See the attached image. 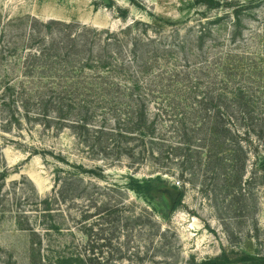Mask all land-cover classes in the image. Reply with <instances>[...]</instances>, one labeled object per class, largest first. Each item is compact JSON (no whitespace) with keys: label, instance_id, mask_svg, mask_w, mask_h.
<instances>
[{"label":"trees","instance_id":"obj_1","mask_svg":"<svg viewBox=\"0 0 264 264\" xmlns=\"http://www.w3.org/2000/svg\"><path fill=\"white\" fill-rule=\"evenodd\" d=\"M197 1L204 2L209 10H219L237 0ZM262 1L242 0L234 9L238 23L241 11ZM138 24L111 32L78 22H42L30 16L0 20V136H5L2 132L21 137L23 130L31 131L28 127L57 134L67 129L79 151L83 149L91 162H100L105 168L125 166L135 175L149 162L159 173L156 181L162 174L186 179L190 184L204 178L214 182V191H224L240 180L243 192L249 180L264 185V63L243 70L240 60H222L214 67L194 64L191 75L175 72L168 79L152 78L153 73L164 74L161 69L167 67L168 51H151L149 46L155 39L149 30L137 32ZM204 32H199L198 38L202 39ZM232 34L236 36L238 29ZM125 47L140 59L136 71L123 61ZM160 60L163 64L159 65ZM42 151L33 153L50 155L68 170L56 168L51 194L45 198L36 194L29 204L32 210L18 212L17 224L34 238L30 264L141 259L138 252L128 254L129 243L116 248L117 255L104 257L103 252L82 255L78 247L52 239L51 234L61 233L60 226L65 224L53 222L51 217L55 212L63 213L62 207L69 203H87L85 208H95L94 216L106 224L117 221L122 206L118 202L112 205L104 193L116 186H96L80 178L83 174L100 178L105 172L102 167L85 170L63 156ZM7 176L6 169L0 171V192ZM220 179L226 185L220 187L216 182ZM127 185L135 193L149 196L168 189L134 176ZM172 189L178 190L176 186ZM182 197L180 192L174 210ZM32 212L39 219L34 225L25 220ZM141 217L123 218L139 221ZM147 218L150 221L152 217ZM196 264H264V256L243 254L233 259L221 254Z\"/></svg>","mask_w":264,"mask_h":264},{"label":"rangeland","instance_id":"obj_2","mask_svg":"<svg viewBox=\"0 0 264 264\" xmlns=\"http://www.w3.org/2000/svg\"><path fill=\"white\" fill-rule=\"evenodd\" d=\"M108 1L109 4L105 0H0V20L30 16L47 22L55 14L57 21L78 22L111 32L139 22L137 32L149 30L155 39L150 50L168 51V63H164L167 67L161 69L164 74L153 73L152 78L168 79L175 72L191 75L194 64L220 66L225 61L233 63L234 59L240 60L245 70L255 63H264V0L255 8L241 11L240 23L234 9L242 0L219 10H209L197 0ZM235 28L236 36L232 34ZM199 32H204L202 39L198 38ZM122 56L130 70L136 71L140 59L133 56L131 48L125 47ZM158 64H163L162 60ZM28 128L31 131L23 130L21 137L2 132L5 136H0V171L8 172L6 186L0 192V264H30L34 238L17 224L18 212L32 210L29 204L36 194L40 198L50 195L56 168H68L50 155L34 154V150L63 156L73 166L82 165L85 170L102 167V179L88 174L80 178L96 186H116L112 192H104L112 205L118 202L122 206L114 223L106 224L95 217L96 209L85 208L87 203L82 201L63 206V213L55 212L51 217L53 222L65 224L60 226L61 233L51 234L52 239L78 247L82 255H117L115 249L129 243L128 254L138 252L141 259L102 264H196L221 254L233 259L243 254L264 256V185H257V180H249L246 192L242 191V180L224 191H214V182L204 178L190 184L186 179L184 182L162 174L156 181L159 173L152 170L149 162L138 168L135 175L125 166L105 168L100 162H91L83 149L79 151L67 129L57 134L43 128ZM133 176L139 181L151 179L156 186H176L183 194L177 208L170 210L169 200L163 194L149 196L129 189L127 184ZM14 182L17 184L13 185ZM216 182L220 187L226 185L221 179ZM28 214L25 220L33 225L38 223V215ZM130 215L142 217L139 221L123 218ZM148 216L152 217L150 221Z\"/></svg>","mask_w":264,"mask_h":264},{"label":"water","instance_id":"obj_3","mask_svg":"<svg viewBox=\"0 0 264 264\" xmlns=\"http://www.w3.org/2000/svg\"><path fill=\"white\" fill-rule=\"evenodd\" d=\"M105 4H109V1L105 0ZM159 194H163V195L167 196V198L169 200V209L174 210L176 203H177V200L180 196V191L168 188L165 190H160Z\"/></svg>","mask_w":264,"mask_h":264},{"label":"bare ground","instance_id":"obj_4","mask_svg":"<svg viewBox=\"0 0 264 264\" xmlns=\"http://www.w3.org/2000/svg\"><path fill=\"white\" fill-rule=\"evenodd\" d=\"M62 14H63V13H62ZM51 18L54 19V20H58L59 17H58V15L53 14V15L51 16ZM59 20H60V19H59Z\"/></svg>","mask_w":264,"mask_h":264}]
</instances>
